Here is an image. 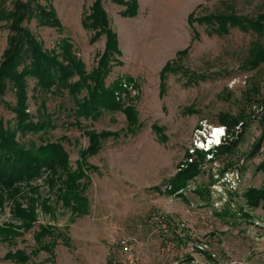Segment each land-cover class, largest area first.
Wrapping results in <instances>:
<instances>
[{
	"label": "rangeland",
	"instance_id": "374dc122",
	"mask_svg": "<svg viewBox=\"0 0 264 264\" xmlns=\"http://www.w3.org/2000/svg\"><path fill=\"white\" fill-rule=\"evenodd\" d=\"M17 1L29 0H1V5L10 12ZM93 1L37 0L54 9L62 28L42 26L34 13L22 25L48 51L58 52V42L68 39L90 73L105 43L104 36L91 43L93 33L81 24ZM135 1L138 15L133 18L120 16L124 7L111 0L102 3L121 50V63L112 65L105 86L120 83L115 99L123 108L131 106L136 125L129 127L123 109L104 111L95 119L77 117L75 98L66 87L44 92L27 78L26 111L34 123L47 125L37 134L17 132L16 138L26 147L61 144L72 169L84 159L88 178L80 181L78 194L88 209L78 216L65 207L60 179L46 168L12 190L0 187V264H19L10 258L17 250L30 257L24 264H264V210H249V219L237 214L246 209L243 192L264 182L256 169L264 159V142L254 158L247 157L261 133L264 63L244 67L264 48V29L256 33L235 27L220 36L205 23L190 26L187 17L191 12L198 18L235 15L264 25V0ZM8 26L0 22V61ZM167 62L173 70L166 71L162 82L160 71ZM85 96L83 90L77 98ZM15 102L9 85L0 101V119L9 129L15 128L10 110ZM221 113H242L250 119L234 153L216 161L207 155L203 172L189 181L183 198L151 191L154 186L163 190L199 151L220 144L223 137L209 150L197 148L212 128L223 130ZM92 132L107 135L96 139L95 153L82 157L91 144L87 133ZM14 203L24 210L34 203L37 219L33 228H20L16 235L9 228L21 223L13 216ZM40 226L55 230L41 241L52 243L50 253L34 240Z\"/></svg>",
	"mask_w": 264,
	"mask_h": 264
},
{
	"label": "trees",
	"instance_id": "16d2710c",
	"mask_svg": "<svg viewBox=\"0 0 264 264\" xmlns=\"http://www.w3.org/2000/svg\"><path fill=\"white\" fill-rule=\"evenodd\" d=\"M102 2L103 0H94L89 13L81 21L82 27L93 33L90 37L91 43L96 42L101 36L105 37L104 49L98 57L96 67L87 73L84 69V63L73 54V46L68 39L63 38L58 42V52L56 50L48 51L22 25L28 15L34 13L42 26L62 28L61 22L52 7H43L37 3V0L17 1L12 10L7 12L2 7L0 0V22L6 21L9 24L7 47L0 61V101L9 85L16 99L15 105L10 107L15 115V128L5 127L0 119V187H7L12 190L20 183L37 178L41 174L42 168L49 169L51 175L60 179L62 188H64V193L61 196L63 205L77 215L85 214L88 209L86 199H82L78 194L80 181L88 178L84 168L86 161L80 160L77 162V168L72 169L68 155L61 144L47 142L37 147H26L17 140L16 133L31 132L37 134L43 132L47 125L42 121L34 123L31 115L26 111L27 78L34 79L35 86L44 92L51 91L56 86L66 87L69 96L75 98L74 114L77 117L95 119L104 111L115 112L123 109L129 119V127L136 125L135 111L130 108L131 106L123 108L115 99V92L121 90L120 83L114 82L109 87L105 86V79L110 73L112 65L121 63L118 59L121 57V50L117 34L110 27V21ZM111 2L124 7V10L120 12L122 17L131 18L137 15L135 0H111ZM32 3L34 4V11L31 6ZM195 22L207 24L213 29V33L220 36L228 34L230 28L235 27L242 31L253 30L256 33H261L264 29L260 20L240 18L235 15H209L198 18L194 16V12H191L188 15V24L192 26ZM186 51L187 49L178 51L176 54L180 55ZM262 63H264V48L256 50L244 67L255 69ZM170 68L169 62L162 67L160 71L162 82H164L166 71ZM74 77H77V80L71 82ZM129 80L131 79L129 78ZM83 90H85L86 96L83 99H78L77 95ZM40 107L44 114V104L41 103ZM218 120L225 128V137L220 144L208 152L199 151L194 160L183 165L173 177L167 180L163 190L161 186H154L150 189L151 191L161 195L183 198V192L189 181L194 180L203 172L207 155L210 156V161H216L223 156L226 158L234 153L246 133L250 119L244 118L242 113L236 117L229 113H221L218 115ZM258 123L261 127L260 137L251 147L248 158H254L260 152L264 142V107L258 117ZM87 134L91 137V144L87 150L81 152L82 157L95 153L97 150L96 139L107 135V133L95 135L93 132ZM256 169L262 173L264 178V159ZM196 192L201 194L200 191ZM242 198L245 200V208L248 211L240 208L237 214L241 218L249 219V210L258 208L264 210V182L258 188H247L243 192ZM2 203L0 199V206ZM46 210L45 207V212H47ZM13 216L21 222L20 225L9 227L15 235V231L19 232L20 228L27 230L33 228L37 221L34 203L27 210L22 209L20 204L14 203ZM52 231L55 230L51 227L40 226L39 231L35 233L34 240L37 244H41L44 237L52 236ZM40 248L50 250L51 245L50 243L43 244ZM10 258L19 264H24L29 259L20 250L12 253ZM106 264H112V262L109 260Z\"/></svg>",
	"mask_w": 264,
	"mask_h": 264
},
{
	"label": "built area",
	"instance_id": "2783aa9c",
	"mask_svg": "<svg viewBox=\"0 0 264 264\" xmlns=\"http://www.w3.org/2000/svg\"><path fill=\"white\" fill-rule=\"evenodd\" d=\"M225 128H223V130H224ZM212 130V132L210 133H208L209 134V137H207V138H205V140H206V142L204 143L203 141H201V140H199L197 143L200 145V146H204L205 145V147H200V146H197V148H202L203 150H206V149H208L209 150V148H211L212 146H214V145H211V144H209V147H206V145H207V142H209V141H211L212 139H213V131H215V130H217V128H212L211 129ZM202 135H204V134H202ZM205 137V136H204ZM224 138L225 137V132L223 131V134H222V136L220 137V140H221V138ZM223 138H222V140H223ZM220 142V141H219ZM218 144V143H217ZM217 144H215V145H217ZM207 150V151H208ZM184 225L183 224H181V227H183ZM125 249H126V247H125Z\"/></svg>",
	"mask_w": 264,
	"mask_h": 264
},
{
	"label": "bare ground",
	"instance_id": "6f19581e",
	"mask_svg": "<svg viewBox=\"0 0 264 264\" xmlns=\"http://www.w3.org/2000/svg\"><path fill=\"white\" fill-rule=\"evenodd\" d=\"M222 134H223V130L221 128H218L217 130H215L213 132V139L211 141H209L208 143L209 144H213V145L217 144L219 142L220 137L222 136Z\"/></svg>",
	"mask_w": 264,
	"mask_h": 264
},
{
	"label": "crops",
	"instance_id": "0c3cea01",
	"mask_svg": "<svg viewBox=\"0 0 264 264\" xmlns=\"http://www.w3.org/2000/svg\"><path fill=\"white\" fill-rule=\"evenodd\" d=\"M124 1H131V0H124ZM189 14H190V13H189ZM189 14H188V15H189ZM137 15H138V14H137ZM137 15H136V16H137ZM136 16H135V17H136ZM187 17H188V16H187ZM124 18H130V17H124ZM131 18H133V17H131ZM118 41H119V40H118ZM118 43H119V42H118ZM119 47H120V46H119ZM217 129H218V128H217ZM242 199H243V198H242ZM243 200H244V199H243ZM83 216H84V215H83ZM36 222H37V221H36ZM39 228H40V227H39ZM53 242H54V241H53ZM43 244H48V243H43ZM43 244H41V245H43ZM51 244H52V243H50V245H51ZM41 245H40V246H41ZM38 250L41 251L42 249H38ZM35 251H36V250H35ZM42 251L45 252V253H50L51 248H50V250H45V249H43ZM36 252H37V251H36ZM36 252H35V254H36ZM37 253H38V252H37ZM29 258H30V257H29Z\"/></svg>",
	"mask_w": 264,
	"mask_h": 264
}]
</instances>
